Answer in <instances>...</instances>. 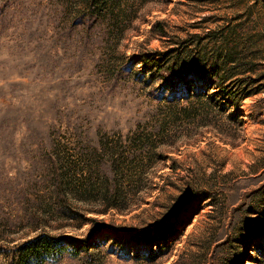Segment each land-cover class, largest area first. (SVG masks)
Instances as JSON below:
<instances>
[{
	"label": "rangeland",
	"instance_id": "1",
	"mask_svg": "<svg viewBox=\"0 0 264 264\" xmlns=\"http://www.w3.org/2000/svg\"><path fill=\"white\" fill-rule=\"evenodd\" d=\"M42 235L36 264H264V0H0V264Z\"/></svg>",
	"mask_w": 264,
	"mask_h": 264
},
{
	"label": "trees",
	"instance_id": "2",
	"mask_svg": "<svg viewBox=\"0 0 264 264\" xmlns=\"http://www.w3.org/2000/svg\"><path fill=\"white\" fill-rule=\"evenodd\" d=\"M154 27L155 30L164 33V29L161 28L159 23H156ZM107 229L108 226L106 225L95 227L87 240L79 241V245L87 246L90 241L94 240ZM175 231L176 228L173 224L164 222L147 230H143L137 235L125 234L124 231L117 233L125 234L127 238H130V240L136 243L144 242L154 244L158 242L160 244L161 241H165L168 235L173 234ZM65 246L66 245L62 243V241L56 240L50 236H39L29 241L21 248V253L18 257V264H36L44 262L47 259H55L65 251ZM78 248L80 247L78 246L77 249Z\"/></svg>",
	"mask_w": 264,
	"mask_h": 264
}]
</instances>
